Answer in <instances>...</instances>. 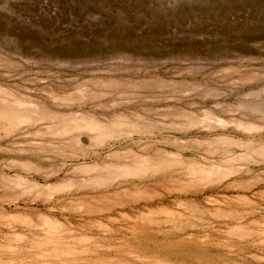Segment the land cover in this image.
I'll return each mask as SVG.
<instances>
[{
    "label": "rangeland",
    "instance_id": "1",
    "mask_svg": "<svg viewBox=\"0 0 264 264\" xmlns=\"http://www.w3.org/2000/svg\"><path fill=\"white\" fill-rule=\"evenodd\" d=\"M0 90V264H264V0H0Z\"/></svg>",
    "mask_w": 264,
    "mask_h": 264
},
{
    "label": "bare ground",
    "instance_id": "2",
    "mask_svg": "<svg viewBox=\"0 0 264 264\" xmlns=\"http://www.w3.org/2000/svg\"><path fill=\"white\" fill-rule=\"evenodd\" d=\"M1 92H5V91L0 90V136L7 137L10 134H12L21 140V141L14 142L12 144V146L9 145V147L6 150V152H8L11 155V157L19 156L22 153V151L24 150V148H26V147L25 146L19 147L16 143L17 142H24L25 139L32 137L31 134L33 133L34 129H35V131L39 130L40 129L39 126H41L42 124L44 126H46V122L49 121L48 120L49 117H44L41 115L39 117H36L33 119L28 117V113L21 110V108H23L22 103H24V102H21V100H18V98L15 95L10 94V93L4 94L7 96H1ZM53 97H52V99H53ZM9 99H12V102H9ZM19 104L22 107H19ZM23 110H25V108ZM77 116L81 117V119H83V120L87 119V118H85V116L83 114L77 115ZM88 119H87L86 123L84 122L85 124H84L83 128H85V130H88V131H92V130L95 131L96 132L95 138H97L98 136H100V132H101L99 130L100 124L95 122V121L90 120V118H88ZM75 126H77V125H75ZM74 127H72V128H74ZM41 129H42V127H41ZM35 131H34V133H35ZM101 136H103V134ZM70 138L71 139H69L70 140L69 142H72L73 144L77 143L79 141V138L77 136L70 137ZM66 141H68V140H66ZM1 149L2 148H0V150ZM2 150L4 151V149H2ZM93 168H95V167H93ZM81 169L84 171H90L92 169V165L91 164H84V166H82Z\"/></svg>",
    "mask_w": 264,
    "mask_h": 264
}]
</instances>
